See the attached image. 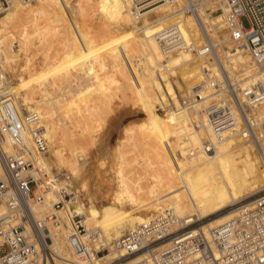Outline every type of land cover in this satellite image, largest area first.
I'll list each match as a JSON object with an SVG mask.
<instances>
[{"label": "bare ground", "instance_id": "1", "mask_svg": "<svg viewBox=\"0 0 264 264\" xmlns=\"http://www.w3.org/2000/svg\"><path fill=\"white\" fill-rule=\"evenodd\" d=\"M99 2L109 7L116 25L124 33L126 44L123 47L128 49L132 47L131 49L140 52L135 56L134 68L130 69L132 72L134 70L135 76L132 75L134 77L131 78L138 84L140 93L149 96L150 101L156 105L165 104V100L168 99V105L165 113L154 116L149 122L140 125L143 130L138 135L126 133L125 136L119 137L112 150L114 158L119 159L129 150L132 152L136 149L137 152L141 149L146 152L149 147H154L162 161L154 167V172L152 168L150 169L153 172V184L145 188L139 179V183L136 182L134 174L129 173L130 166L127 168L128 174L126 170L123 173L118 168L115 177L111 178L116 183L115 192H111L112 194L109 192L112 197L108 203L98 207L95 201L98 191L85 194L92 204L82 203L78 188L85 191L87 182L83 180L78 186L75 179L80 177L85 156L83 151L86 154L85 149L96 143L91 131H86L89 130L88 127L90 128L88 111L92 104L109 96L111 86L106 84L118 83L120 80V78L116 80V70L100 72L101 69H95L94 56L97 45L91 43V40L88 41L91 36L84 37L85 32L81 31L82 28L79 29L81 24L85 25L88 22L92 9H95ZM185 2L186 0H167L143 12H137L133 9V0H79V3L73 0H11L9 5L0 11V96L9 94L10 100L18 106L20 113L36 112L39 115L48 145L46 153L36 155L35 160L47 166L50 187L43 201L29 204L33 218L42 227L44 236L49 238V251L52 257L46 264H134L148 258V254L141 251L135 254L133 259L121 261L124 254L115 248L114 244L123 236V229L127 231L135 229L139 224L147 222L166 209L176 214L175 222L171 226L172 231L219 213L200 224L206 230L235 216V208L220 213L222 209L235 206L244 199L247 200L246 205L250 209L254 201L253 196L264 190V172L261 171L260 176L258 175L259 180H256L248 164L246 165L245 160H241L239 155L244 154L245 144L252 140L264 157V145L256 131L250 130L260 125V118L264 117V102L250 107V115L253 117L246 125V130H250L249 134L242 132L241 116L234 109L235 130H228L222 136H218L212 129L203 107L210 99L226 94L222 90L212 88L207 80L199 84L201 94L205 98L203 101H194L192 95L187 94L188 88L184 89L185 97L176 89L171 72L178 68L199 65V57L203 55L199 52L177 50L166 53L160 42V32L174 26L197 47L204 43L208 44L209 41L216 46L217 42L211 39L210 30L214 31L220 43L226 42L227 38L225 33L221 36L218 34L225 27V15L228 11V5L224 0L204 1L196 6V16L182 9ZM209 10L216 12L218 21L213 20ZM40 21H43L42 25ZM206 35L209 39L205 37ZM97 42L99 44L100 40ZM32 48L34 53L40 52L43 56L40 59V55L36 54L40 60L38 64L41 71L53 74L52 77L40 79L37 72H34V75L23 79L15 69L13 79H8L5 71L13 62V58L25 56L30 59ZM224 53L227 57V68L225 60L221 56L220 58L236 95L242 103L243 101L246 103L254 90L253 86L260 82L264 85V66L256 65L250 54L240 48ZM113 55L116 54L113 52ZM118 70L117 72H123L121 67ZM161 70L166 72L170 82L168 86L172 87L173 92H170V88L166 89L167 85H164L166 80L163 79ZM83 79L94 80L92 89L87 92H82L79 88L78 82ZM37 80L38 86L34 84ZM65 118H69L73 128H80L81 132L70 131L66 127ZM195 122L199 124L197 129ZM203 137L209 141V145H205ZM128 155L124 157L130 160ZM224 157H232V161L226 163L223 161ZM141 160L143 159H138L140 162ZM138 161H133L137 162L134 165L138 164ZM101 165L105 163L102 162ZM134 165L132 171L137 166ZM150 165L147 164L148 167ZM164 169L174 170V174L169 173L170 176L173 175L172 179L166 182L161 177ZM215 169L218 170L216 181L209 179ZM135 172L137 173V170ZM142 172L147 173L144 170ZM140 173L139 170L137 174ZM144 176L143 178H147ZM65 178L70 180L67 182L70 191L65 187ZM61 188L68 194H74L75 199L64 201L62 208H54L55 201L58 198L62 199L57 196ZM126 204L135 212L126 215L124 213ZM153 209L159 211L154 213L152 211V214L145 216V212H151ZM51 214H56L59 221L57 226L52 223ZM77 219L86 229L99 230L108 244L107 252L92 258L90 262L74 260L72 250L68 246V236L75 229ZM195 228L197 227H192L191 230ZM159 249L154 248L153 253Z\"/></svg>", "mask_w": 264, "mask_h": 264}, {"label": "built area", "instance_id": "2", "mask_svg": "<svg viewBox=\"0 0 264 264\" xmlns=\"http://www.w3.org/2000/svg\"><path fill=\"white\" fill-rule=\"evenodd\" d=\"M165 1L133 0V9L140 12ZM204 1L186 0L182 9L196 16V6ZM224 1L228 5L224 31L230 46L223 43L221 51L243 49L256 65L264 66V0ZM10 2L0 0V11ZM159 35L166 53L190 51L208 57V62L201 67L203 76L212 88L226 94L203 107L216 134L222 136L228 130H235L234 109L241 116L242 132L249 134L251 129L247 131L246 125L253 117L250 107L264 101V85L256 84L248 101L242 103L215 45L209 41L197 47L174 26L162 30ZM205 37L209 39L207 35ZM221 55L227 59L225 54ZM192 92L194 101L205 99L200 85L194 86ZM47 148L39 115L36 112L20 113L9 94L0 96V264H46L52 257L49 238L44 236L29 209L30 203L44 200L50 187L47 166L35 160L36 155L46 153ZM57 193L62 199L55 201L54 208H62L64 201L75 199L74 194H68L63 188ZM253 197L252 208L249 209L244 199L235 205L232 219L206 230L198 226V220L196 225L189 224L172 231L176 214L166 209L126 231L114 247L124 254L121 261L141 251L148 254V258L134 264H264V190ZM51 217L57 226L56 214ZM192 227L197 228L191 230ZM156 245L159 246L154 247ZM68 246L74 260L85 263L108 248L99 230L86 229L78 219L68 236ZM158 247L160 249L153 253Z\"/></svg>", "mask_w": 264, "mask_h": 264}, {"label": "rangeland", "instance_id": "3", "mask_svg": "<svg viewBox=\"0 0 264 264\" xmlns=\"http://www.w3.org/2000/svg\"><path fill=\"white\" fill-rule=\"evenodd\" d=\"M73 1L74 2L76 1V3H79V0H73ZM209 11H210L211 16L213 17V20L218 21L217 19H219V17L217 16L216 12H213L214 10H209ZM215 16L217 18H214ZM40 23L42 25L43 21H40ZM87 26H89L91 29ZM81 28H82L81 31L85 32L84 37L88 38V36L89 37L91 36L92 39L89 38L88 41L91 40L90 41L91 43L94 42V44L97 45L96 54L94 56L96 59L95 69H97V70L101 69L100 72H107V71L116 70V73H115V77L117 78L116 80L118 81V79L120 78L118 83H116V82H113L112 84H109V83L106 84L107 82L105 83L106 86H108V85L111 86L109 89V93H108L109 96H107L106 98H104L101 101H97L96 103L92 104L90 107V110L88 111L90 128L88 127L89 130H86V131H91V134L93 135L94 139H96V143L93 145H89L85 149L86 154H84L85 151H83V155H85L86 157L83 156V164H82V169L80 171V177L75 179L78 186L80 185V183L83 180L87 182V188L85 191L81 190V188H78L79 189L78 194H79V198H80L81 202L82 203L88 202V204H92L91 200L89 198H87L85 196V194L89 195L93 191L97 190L98 195L95 197V199H96L95 201L97 202V206L99 207L100 205L107 204L108 203L107 201H109V198L112 197L110 195L112 193H114L116 190V188H114V186H116V183L113 179L111 180V178L115 177L116 171H117L116 169H118V168L123 173L126 170V173L128 174L127 168L129 166L132 167L130 170H129L130 167L128 168L129 173L134 174V179H136V182L139 183L141 181L142 183H140V184H143V186L145 188H146V186L153 184L154 178H153L152 173L155 171L153 169H155L154 167L156 165H158L160 161H162L161 156L157 153V150L154 147H149L146 150L147 153L145 152V150H141V149H139L140 152H139V150H137V152H139V153L136 152V149L133 151L131 150L132 152H130V150H129V151H127V153L126 152H125V154L123 153L119 157V159L114 158L112 150L114 149V147L116 145V141L118 140L119 137L125 136L126 133L131 134V135L132 134L138 135L143 130L141 127H139L140 125L149 122L150 119L154 116H160L163 113H165L166 112V106L168 105V99L165 100V102H164L165 104L156 105L155 103L150 101L149 96H146V95H143L140 93V91L138 89V84L135 83V81H133L134 78H131L132 75L135 76V74L133 73L134 70H133V72L130 71V69L132 70V68H134V65L136 64V59H135L136 54L139 55L140 52H137V50H135V49H131L132 47L130 49L123 47V45L126 44V38L124 37V33L121 31L119 26L116 25L114 18L111 16V14L109 12V7L106 4H102L99 2L97 4V7L95 9H92V11L89 15V18H88V22H86L85 25H82V24L80 25L79 29H81ZM85 28H86V31H85ZM83 29H84V31H83ZM87 33H88V35H87ZM210 33H211L210 34L211 39H213L214 42H217L216 50L219 52L221 58L223 60H225L224 64L227 68L228 67L227 60L225 58H223V56L221 55V54H225L224 51H226V50L221 51L220 47L223 43H225L227 46H229V44H228V42L220 43L218 41L219 39L217 38V36L213 30H210ZM224 33H225L224 29L222 31H220V33L218 32V34L220 36ZM95 37L97 39H95ZM225 37H227V36H225ZM51 38H53V37H51ZM98 39L100 40L99 44L97 42ZM225 41H227V38L225 39ZM50 42H52V41H50ZM218 46H219V48H218ZM32 47L34 48L35 46L33 45ZM33 48L31 50L32 51L31 55H29V57H31L30 58L31 60L25 58V56L24 57L23 56L22 57L17 56V57L13 58V62L8 65L7 70L5 71L8 79H10V80L13 79V73H14L15 69L18 70L19 75H21V77L23 79H27V77H29V75L32 76V74L34 72H37L38 77L40 79H47L48 77H52L53 74H51V73L45 74L44 72L41 71L40 65L38 64L40 62L38 56L40 55V59L43 56L40 52L34 53ZM111 48H112V50H111ZM113 52L116 55H113ZM119 52L121 54H118ZM32 53H34V54L32 55ZM36 54L37 55L39 54V55L37 56ZM225 57H226V54H225ZM37 58H38V60H37ZM206 59H208L207 56H201V57H199V60H200L199 65H196L195 67H193V66L185 67L186 70L184 68H178V69L173 70L171 72L175 86H176V89L182 97H185V95H186V93L184 92L185 88H188L187 94L192 95V93H193L192 88L194 86H198L201 81L205 80L201 67H202L203 63L208 62V61H206ZM28 62L32 63V64H30V65L26 64ZM210 63H211V67L214 69V65H212L213 62H210ZM23 64H24V66H27V65L28 66L25 68L23 66ZM16 65H17V67L15 68ZM124 65H127V66H124ZM22 67H24L25 69L24 68L22 69ZM120 67L123 68L124 73L119 71ZM117 69H119L118 70L119 72H117ZM126 69H127V71H126ZM181 69H183V70H181ZM22 70H23V72H22ZM130 72H132L133 74L132 73L130 74ZM214 72L216 73V76H217V71L214 70ZM161 73L163 75V79L166 80L164 82V85H167L166 89L170 88V92H173V90L171 91L172 87L168 86V84L170 85V82L167 79L166 72L164 70H161ZM121 74H122V76H121ZM125 74H126V76H124ZM134 76H132V77H134ZM125 79L128 82L127 81L125 82ZM93 81L94 80L83 79L80 82H78L80 90L82 92H87L88 90L92 89ZM38 83H39L38 80L34 82V84L36 86H38ZM163 94H164V96H166V93L164 90H163ZM219 97L220 96L210 99L209 103L210 102H213V103L217 102ZM262 102H264V101H262ZM65 120L67 122L66 127L70 131H73V132L74 131L75 132L80 131L79 130L80 128H76V129H75V127L73 128V123L71 120H69V118H65ZM194 124H195V127L197 129L199 124L197 122H195ZM205 124H207V123H205ZM251 130H253L251 132L256 131L255 133H257V135L260 139V142L262 143V145H264V117L260 118V125L255 126V128L251 129ZM247 139H249V136L247 137ZM203 142L205 143V145L210 144L209 141L205 137H203ZM244 148H245L244 154H242V153L239 154L241 157V160H243V161L245 160L244 162L246 163V165L248 164V168L252 172L254 178H256V180H259L260 172L261 171L264 172V157H262L261 152L258 150V148L254 144V142H252V140L248 141L245 144ZM128 152H129V155H131V156L128 155ZM133 153H135V154H133ZM136 154H142V155H138V156H140V157H138ZM127 155H128V157H130L131 161L129 160V158H125ZM133 155L135 157L136 156L137 157L133 158L134 157ZM124 158H125V160H123ZM138 159L139 160L143 159V160H141V162H140V161H138ZM147 159L149 160L148 161L149 163L147 162ZM116 160L117 161L119 160V162L121 161L122 165H121V163L117 162ZM136 160L138 161V164L140 163L139 166H138V164H136L139 168L136 165H134L137 162H133V161H136ZM144 160H145V163H144ZM122 161H124V162H122ZM223 161L226 163L231 162L232 157H230V158L224 157ZM102 162H104L105 165H101ZM114 162L116 164H114ZM125 162H127V163H125ZM123 163H125V164H123ZM132 163L134 166H136L134 168V170L136 169L137 173L140 170L142 175H141V173L137 174L135 172L136 170L132 171V169H133ZM141 163H144V165H141ZM147 164H149V165L152 164V165H150L148 167ZM124 165H126V166H124ZM122 166H123L124 170H123ZM151 168H152L153 172H152V170H150ZM64 170H65V172L68 173V171L66 169H64ZM142 170L146 171L147 173L142 172ZM149 170L151 171V173ZM215 171L212 172V176L209 178V179H213L214 181H216L218 179V170L215 169ZM148 172H149V174H148ZM169 173L174 174V170L173 171H168L165 169L162 170L161 177H162L164 182L172 179L173 175L170 176ZM136 174H137V176H136ZM151 174H152V178H151ZM143 175L147 176V178L145 176H144L145 178H143ZM138 179H139V182H138ZM69 181H70L69 178H65L64 183H65L66 189L70 191L69 184H68ZM109 182H110V184H109ZM89 186H90V188H89ZM109 192L110 193L112 192V193L110 194ZM106 197H108V198H106ZM125 207L126 208L124 209V213L126 215L132 214L135 212V210L131 209L127 204ZM231 208H235V206H227L226 208L222 209L220 211V213L226 212ZM50 211L52 212L53 210L51 209ZM152 211L154 213V212H157L159 210L153 209V210H151V212L147 211V212H145V216H148L150 213L152 214ZM217 214H219V213L212 214L208 217H205L202 220H199L198 225L199 226H200V224L202 225L203 222H205L208 219L216 216ZM192 225H196V223L194 222ZM126 231H127V229H123L122 233H125ZM105 252H107V251H105ZM131 259H133V258L131 257V258H128L126 260H131Z\"/></svg>", "mask_w": 264, "mask_h": 264}]
</instances>
